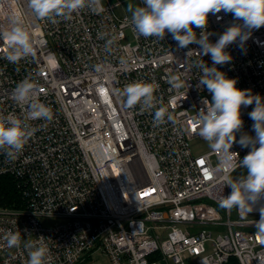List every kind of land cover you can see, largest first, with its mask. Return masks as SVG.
Instances as JSON below:
<instances>
[{
  "label": "built area",
  "instance_id": "built-area-1",
  "mask_svg": "<svg viewBox=\"0 0 264 264\" xmlns=\"http://www.w3.org/2000/svg\"><path fill=\"white\" fill-rule=\"evenodd\" d=\"M102 5L100 12L85 7L49 20L37 18L28 0H0V29L8 26L10 9L21 11L35 49L13 64L0 42V116L26 118V106L11 97L24 79L53 113L51 120L25 121L34 132L15 158L0 148V176L14 180L23 201L0 206V264H27L24 244L41 237L49 249L45 264H92L97 254L110 264H264L255 228L264 197L247 215L220 207L230 188L223 187L222 173L209 175L219 153L191 150L192 142L205 141L192 125L211 100L193 62L211 66L210 55L195 43L179 47L167 30L162 38L138 35L128 17L115 14L120 1ZM240 22L221 10L209 13L204 31L215 42ZM194 31L199 36L201 29ZM225 50L232 59L217 69L264 98V25ZM171 74L187 86L173 88ZM134 81L158 84L153 109L124 103L121 91ZM161 106L172 119L157 123L153 114ZM253 106H241L237 139L254 135ZM229 150L242 158L249 148L234 141ZM43 217L63 221L43 227ZM9 232L20 233L18 246H7Z\"/></svg>",
  "mask_w": 264,
  "mask_h": 264
},
{
  "label": "clouds",
  "instance_id": "clouds-1",
  "mask_svg": "<svg viewBox=\"0 0 264 264\" xmlns=\"http://www.w3.org/2000/svg\"><path fill=\"white\" fill-rule=\"evenodd\" d=\"M28 6L37 18L49 20L68 18L85 7L92 12L103 11L101 0H28ZM129 10L132 26L138 35L162 38L167 30L179 47L195 43L200 46L202 54L210 55L211 66L201 59L193 62L202 73L199 83L211 93V100H205V108L197 113L192 127L212 150L219 153L217 165L209 175L222 173L223 187L230 188L228 195H222L220 206L229 210L235 207L247 215L253 210L255 202L264 197V98L252 94L249 89L237 88L236 79L227 77L216 65H223L232 59L225 50L229 44L239 41L242 45L252 29L264 25V0H142V6L133 8L129 5ZM221 10L231 12L233 19L241 22L228 25L215 42H210V33L204 31L208 15ZM6 18L8 26L0 29V42L4 58L16 64L34 54V44L21 11L10 9ZM194 27L201 29L199 36ZM168 81L173 88L187 86L185 79L176 74H171ZM35 87L31 80L24 79L16 84L11 93L17 104L26 106L25 119L13 115L0 116V148L7 147L9 158H15L33 135L34 129L27 126L26 120L52 119L50 107L36 98ZM157 88L158 84L154 82L134 81L122 89L121 95L127 106L139 104L142 109L151 110L155 106L154 92ZM250 104L254 105L248 113L253 120L251 127L254 135L245 133L237 139L236 133L243 123L241 106ZM153 115L157 123L165 118L172 119L171 113L163 106L156 108ZM234 141L241 147L249 148L242 158L229 150ZM238 168L244 171L234 177L232 173ZM260 213L255 228L260 242L264 244V212L260 210ZM3 239L7 246L12 247L18 246L21 238L19 232H9ZM24 248L28 249L27 264H45L49 249L42 242V237L39 242H26Z\"/></svg>",
  "mask_w": 264,
  "mask_h": 264
},
{
  "label": "rangeland",
  "instance_id": "rangeland-1",
  "mask_svg": "<svg viewBox=\"0 0 264 264\" xmlns=\"http://www.w3.org/2000/svg\"><path fill=\"white\" fill-rule=\"evenodd\" d=\"M120 1L121 5L118 6L115 9V14L119 17V18H123L124 16L128 17L131 20V11L129 10V5H131L133 8L138 6L137 0H101L102 4H106V3H110V4H114L116 2ZM191 150L194 154L198 155V154H203L205 152H207L208 150H210V147L208 145L207 141H201V140H197L191 143ZM220 215L222 216V218L224 219V222L226 221V212L225 210H218ZM234 211V208H232V212ZM232 218H235L234 216H232ZM41 225L43 227H51L55 224H59L60 222H62V219L56 218V217H43L39 219ZM199 229H205V230H211L214 233L216 232L213 228L209 227V226H201L199 227ZM234 229H237L236 227H234ZM198 230V229H196ZM94 262L92 264H110L109 261L107 260V258L102 255V254H97L94 256Z\"/></svg>",
  "mask_w": 264,
  "mask_h": 264
},
{
  "label": "trees",
  "instance_id": "trees-1",
  "mask_svg": "<svg viewBox=\"0 0 264 264\" xmlns=\"http://www.w3.org/2000/svg\"><path fill=\"white\" fill-rule=\"evenodd\" d=\"M23 201L17 191L14 180L9 176H0V206L17 208ZM231 264H237L235 259H230Z\"/></svg>",
  "mask_w": 264,
  "mask_h": 264
},
{
  "label": "water",
  "instance_id": "water-1",
  "mask_svg": "<svg viewBox=\"0 0 264 264\" xmlns=\"http://www.w3.org/2000/svg\"><path fill=\"white\" fill-rule=\"evenodd\" d=\"M221 207V206H220Z\"/></svg>",
  "mask_w": 264,
  "mask_h": 264
}]
</instances>
